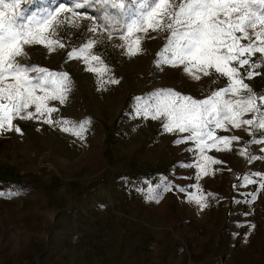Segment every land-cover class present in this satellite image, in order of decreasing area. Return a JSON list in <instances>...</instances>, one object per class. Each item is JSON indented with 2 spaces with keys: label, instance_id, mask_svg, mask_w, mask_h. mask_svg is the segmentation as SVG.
Masks as SVG:
<instances>
[{
  "label": "rangeland",
  "instance_id": "obj_1",
  "mask_svg": "<svg viewBox=\"0 0 264 264\" xmlns=\"http://www.w3.org/2000/svg\"><path fill=\"white\" fill-rule=\"evenodd\" d=\"M21 7L40 12L56 4L27 0ZM81 14L77 27L62 29L64 49L49 52L35 45L22 63L67 72L71 91L64 104L48 101L58 108L53 116L91 123L78 139L42 120L14 121L22 132V169L5 181L16 184L0 185V264H264L261 180L252 177L256 183L243 186L238 179L264 173V160L250 162L241 155L247 147L264 156V145L251 143L264 135L247 125L217 129V136L239 140L232 142L231 151L206 150L205 155L224 163L209 165L210 174L197 178V168L180 167L198 162L195 142H175L189 133L166 132L163 117L135 113V97L151 99L171 89L205 99L226 87L227 78L210 70L209 76L195 73L200 75L195 80L183 66L157 67L166 33H152L155 38L145 41L142 54L128 56L120 36L110 37L94 16ZM93 25L97 33L85 30ZM90 39L109 68L104 80L114 78L118 84H101L81 60L66 58ZM258 71L262 74L245 82L261 93L264 65ZM12 138L10 147L17 149ZM161 177L174 185L169 191L156 187ZM150 188L158 200L148 198ZM192 195L207 197L208 207L190 201Z\"/></svg>",
  "mask_w": 264,
  "mask_h": 264
},
{
  "label": "snow or ice",
  "instance_id": "obj_2",
  "mask_svg": "<svg viewBox=\"0 0 264 264\" xmlns=\"http://www.w3.org/2000/svg\"><path fill=\"white\" fill-rule=\"evenodd\" d=\"M26 2L0 0V132L22 134L14 121L37 119L83 139L91 122L57 119L53 113H57L58 108L48 104L50 100L66 103L71 91L69 74L24 64L22 60L29 55L27 49L35 45L49 52L64 49L67 45L61 39L62 29L69 25L77 27L76 20L82 16L78 9L94 7L98 16L93 19L102 22L110 37L119 31L123 41L121 47L128 56L142 54L145 41L155 38L152 33H166V43L157 53V67L183 66L185 74L195 80L200 79L195 73L209 76L210 70L227 78L226 87L213 91L205 99H195L171 89L157 92L151 99L134 98L137 115L151 119L163 117L164 131L189 133L186 139L175 142L194 141L199 150L198 162L180 167H195L199 170L197 178H202L210 174L209 165L224 163L205 152L211 149L231 151L232 142L239 137L216 135L217 129L226 131V125L235 129L247 125L264 135V92L257 93L245 82L262 74L258 69L264 65V0H130L127 4L124 0L119 3L115 0H70L68 4L52 0L56 7L43 8L40 12L22 8ZM109 9H116L119 15H113ZM61 13L71 15L62 16ZM85 30L95 34L98 27L93 25ZM95 47L96 41L90 39L69 51L66 58L81 60L86 71L95 73L101 84H118L119 80L114 78L104 80L109 68L102 56L95 54ZM37 92L44 95H37ZM30 108L34 111H29ZM246 114H252V118L243 119ZM251 143L264 145V140L254 139ZM260 152L264 153V147ZM241 155L250 162L264 160V156L252 154L247 147L241 150ZM252 177L260 178L259 187L264 190V173L252 172L238 179L247 186L256 183ZM160 180L156 187L162 191L174 186L167 177ZM239 186L233 185L234 188ZM154 192L155 188H150L148 198L158 200ZM250 196L254 198L255 193ZM189 200L201 209L208 207L207 197L203 195H192Z\"/></svg>",
  "mask_w": 264,
  "mask_h": 264
},
{
  "label": "crops",
  "instance_id": "obj_3",
  "mask_svg": "<svg viewBox=\"0 0 264 264\" xmlns=\"http://www.w3.org/2000/svg\"><path fill=\"white\" fill-rule=\"evenodd\" d=\"M21 136V133L15 131L0 132V185L16 184L13 181H9L10 183L5 181L9 176L15 178L17 171L22 169ZM10 138L17 140V149L10 147L8 142Z\"/></svg>",
  "mask_w": 264,
  "mask_h": 264
},
{
  "label": "trees",
  "instance_id": "obj_4",
  "mask_svg": "<svg viewBox=\"0 0 264 264\" xmlns=\"http://www.w3.org/2000/svg\"><path fill=\"white\" fill-rule=\"evenodd\" d=\"M70 2V0H57V3H65V4H68ZM124 2L127 4L130 2V0H124ZM77 11H79L80 13H89L90 15L94 16L95 18L98 16L97 12H96V9L93 7V8H81V9H78ZM109 11L113 14V15H119L117 10L116 9H109ZM100 25L101 28L105 29L102 25V22L99 21V19H96ZM105 31L107 32V30L105 29ZM108 34V32H107ZM113 36H120L119 35V31L117 30Z\"/></svg>",
  "mask_w": 264,
  "mask_h": 264
},
{
  "label": "built area",
  "instance_id": "obj_5",
  "mask_svg": "<svg viewBox=\"0 0 264 264\" xmlns=\"http://www.w3.org/2000/svg\"><path fill=\"white\" fill-rule=\"evenodd\" d=\"M18 176H22V173H19V175Z\"/></svg>",
  "mask_w": 264,
  "mask_h": 264
}]
</instances>
